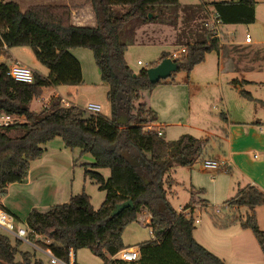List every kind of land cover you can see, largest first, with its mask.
Segmentation results:
<instances>
[{"label":"trees","instance_id":"obj_1","mask_svg":"<svg viewBox=\"0 0 264 264\" xmlns=\"http://www.w3.org/2000/svg\"><path fill=\"white\" fill-rule=\"evenodd\" d=\"M85 1L95 15L94 25L74 24L67 4L35 3L22 11L17 1L0 0V56L7 50L4 44L7 48L28 46L48 68L47 75L32 70L33 81L27 83L13 79L7 73L8 63L0 61V114L20 118L0 125V196L9 184L24 181L31 161L41 157L46 143L60 138L66 148L92 156V162L82 164L84 174L105 192V197L96 209L85 191L72 194L68 201L46 211L33 208L23 222L31 240L64 261H69L70 249L75 252L87 248L103 264H226L193 234L194 195L203 189L191 186L190 200L182 210L169 200L179 184L173 177L174 168L204 159L208 137L187 135L172 145L159 130H146L144 124L155 122L158 115L143 92L173 81L177 72L188 75L209 52L219 50V38L211 28L213 15L222 27L250 24L255 20L258 0H197L183 6L179 0ZM153 22L172 27L176 45L185 51L174 56L180 49L163 50L156 60L134 70L127 63L128 43L122 36L132 23ZM76 47L92 51L100 79L107 85L110 115L87 114L77 105H64L58 96H51L39 111L31 110L30 102L41 95L44 87L83 83L81 63L71 52ZM165 57L174 59L177 71L150 82L147 68ZM231 82L240 87L242 95L251 98L242 87L248 81ZM120 115L127 116L128 122L118 124ZM104 168L109 170L108 176L100 172ZM128 199L133 206L111 217L115 205ZM201 201L207 207V200ZM259 205H264V191L247 184L223 207L244 206L250 211L244 220L240 219V226L252 231L264 254V230L259 228L255 215ZM144 209L150 213L151 238L136 244V260L113 257L129 247L122 242L123 229ZM186 209L188 213L183 211ZM21 243L0 229V264H44L35 252L20 248Z\"/></svg>","mask_w":264,"mask_h":264},{"label":"rangeland","instance_id":"obj_2","mask_svg":"<svg viewBox=\"0 0 264 264\" xmlns=\"http://www.w3.org/2000/svg\"><path fill=\"white\" fill-rule=\"evenodd\" d=\"M14 1L19 3L20 8L23 11L31 4L45 3L48 1L60 2L63 0ZM212 1L219 0H203V2ZM70 2L81 7L83 5L82 3H85L86 1L70 0ZM179 2L183 6L192 3L193 0H179ZM84 15L85 13L81 14V18H83ZM88 19L89 17L86 15L85 19H83V21H85L84 23H90V20L88 21ZM222 29L224 32H235L236 29L237 35L243 36L246 25H224ZM223 31L221 41L224 39L223 37L226 36ZM173 34L174 30L172 27L157 22L151 24L132 23L131 26L129 25L127 31L122 36L128 43V49L125 56L129 66L134 70H138L140 67L148 65L157 57V55H159L160 51L179 50L180 46L176 45V40ZM71 52L81 63L84 80L83 83L76 85L75 87L64 84L44 87L41 95L33 98L30 102V109L33 111H39L44 103H48L51 96L60 95L58 97L61 99L63 97L80 108H84L89 102L98 103L101 106L99 112L109 116V101L106 97L107 85L100 79V73L94 62L92 51L86 47H76L71 49ZM0 57V61L4 60L8 65L18 61L41 75H47L48 73V68L35 58L32 49L28 46L9 47ZM137 60H140L142 64H138ZM191 75L192 70L188 74V78H191ZM186 76L187 73L184 71L176 73V79L179 80ZM213 87L206 86L202 83L201 94L208 95V93L211 92L210 94L212 95L213 91H218L217 87L214 89ZM69 89L72 90L70 95L68 94ZM247 90L251 91L253 95L264 98V87L247 86ZM144 93L146 94V91H144ZM231 94L229 102H233V106L237 105L236 108L240 109L242 114H249L250 116H245L248 117L247 119H252L254 114L255 117L260 115L259 117L261 118L259 119H263L264 101H254L253 99L250 100L248 98H243L242 100L245 103L238 104L234 102L235 100ZM62 102L64 105H68L65 104L63 99ZM192 102L195 101L192 99ZM201 105L203 112L202 117L201 114H199V111L194 109L195 104L192 103L190 119L183 118L182 121H187V123L192 126H195L198 123L205 130H210L211 134L208 135L204 159L214 158L221 166L215 169L203 168L204 159H201L200 157L191 166L175 167L173 177L179 182V184L176 185V193L170 195L169 200L178 210L188 203L191 196L189 192L191 186L196 189H203V192L194 195L195 203L193 204L194 207L197 208V210L195 209L194 211V218L197 219V221L194 222L195 228L200 230L201 227L207 225L212 230L216 231V235H214L216 236L215 239L221 241V244L225 245V247L222 248L228 250L227 252L224 251V254L228 255V264H264V254L252 231L250 229H243L240 226V219L244 220L247 213L250 211L244 206L239 208L223 207L224 202L233 197L238 189L247 183L253 182V184L264 191V165H262V162L264 161V152L261 150L262 148L260 145L253 144L250 148L245 149L248 150L247 152H239L241 153L240 157L234 156V162L228 161L230 145L228 143V138L217 137L222 134L223 129H227V123L221 117L222 112H226V110H224V107L219 103L218 99L205 98L203 95ZM86 113L88 114V111H86ZM220 125L222 126L221 129L219 128L221 127ZM256 125V131L251 133V137L258 139L260 135L264 136V132L259 131V124ZM190 129L191 130L183 129L181 126L178 127L172 125L169 126L167 130L162 129L165 133L163 137L174 143L182 137V135H186L187 133L188 135H193L195 137L205 135L203 132L192 128ZM237 132L239 133L237 134L238 136L236 139L233 138L232 141L235 143L233 149L238 151L242 150V148H246L243 146L247 143L248 139L245 140L241 138L245 136L241 129H238ZM67 152L66 158L70 162L72 159L76 160V163L73 165L76 167L73 171L71 167L64 169L60 173L62 180H65L67 184L72 180V193L75 194L85 191L90 196L92 206L95 209L98 208L104 200L105 192L98 189V186L85 176L84 168L82 166L83 163L92 162L93 158L88 153H81L79 149H74L73 151L67 149ZM100 172H102L104 176H108L109 174V170L106 168L101 169ZM47 180L50 181L48 178ZM49 183L50 182L46 181V178L40 179L35 183L36 187L33 189L29 187L28 191L22 187H18L19 189L17 187H12L11 194H39L37 192V187L40 188L43 187V184L47 185ZM201 196L207 200L206 208H204L205 206L201 201ZM16 198L19 199L18 197ZM50 206L51 205L48 202H42L35 207L41 211H46ZM140 214H142V212ZM139 215H137L135 221L128 223L123 229L122 242L125 246L134 245L151 238V228L148 223L144 221L146 218L141 219ZM255 215L259 228L264 230V205L255 207ZM21 218H23V215ZM214 221L221 223L222 227H218L214 224ZM223 224H226V226H223ZM21 225H23V220L21 221ZM10 237L12 239L15 238L11 234ZM21 247L22 249L35 252L36 256L41 258L44 264H53L50 263L47 254L35 249L30 244L22 242ZM74 254L77 264H103L102 259L92 254L87 248H80L76 250Z\"/></svg>","mask_w":264,"mask_h":264},{"label":"crops","instance_id":"obj_3","mask_svg":"<svg viewBox=\"0 0 264 264\" xmlns=\"http://www.w3.org/2000/svg\"><path fill=\"white\" fill-rule=\"evenodd\" d=\"M195 1L196 0H193V2ZM45 3L69 5L72 11V21L74 24H95V15L87 1L82 3L83 5L81 7L71 3L70 0H63L60 2L48 1ZM83 13H85V15L83 18H81L80 15ZM86 15L89 17L88 21L90 20V23L88 24L84 23L85 21H83ZM226 33L227 37L221 41L219 50L209 52L203 62L194 66L192 69L191 78H188L187 75L186 77H182L181 80H179L176 79L175 75L173 81L157 84L152 89L146 90V94L143 92V97L148 105L157 112L158 118L151 124L155 129L162 133V136L165 134L162 129L167 130L169 126L176 125L178 127L181 126L183 129L191 130L190 128H192L205 134L199 137H208V135L211 134L210 130H205L198 123L195 126H192L191 124L187 123V121H182V119H190L192 103L195 104L194 109L199 111L201 117L203 116L201 105L202 95L205 96V98L218 99L219 103L224 107V110H226V112H222L221 117L224 121H226L227 129H223L222 134L217 137H224L226 139L228 138V143L230 144L228 161L234 162V156L240 157L241 153L239 152H247L248 150L245 149L250 148L253 144L260 145L262 148L261 150L264 152V136L260 135L258 139L251 137V133L256 131V124H259L258 126H260L259 131L264 132V117L263 119H259L261 118L259 117L260 115L255 117L254 114L252 119H247L248 117L245 116H250L249 114H242L241 110L236 108L237 105L233 106V102H229L231 93L233 99L235 100L234 102L238 104L245 103L242 100L243 98H248L250 100L253 99L254 101H264L263 97L253 95L251 91L247 90V86L264 87V0L257 1L255 5V20L254 22L246 25L243 36L237 35L236 29L235 32L230 31ZM246 33L251 35V40L249 42L245 41ZM158 56L159 55H157V57ZM157 57L152 61L156 60ZM138 61L140 60H137V63ZM233 79L248 81V83H244L242 87L243 89L246 88L245 90L250 92L251 98L240 93V87L234 85L231 82ZM202 83L209 87L214 86L213 89L217 87L218 91H213L212 95L210 94L211 92L208 93V95L201 94ZM71 86L75 87L76 85ZM71 92L72 90L69 89L68 94L70 95ZM62 99L64 100L65 104H72L71 101H68L63 97ZM192 99L196 103L192 102ZM219 128L221 129L222 126ZM238 129H241L245 134V136L241 138L248 140L243 146L246 148H242V150L237 151L233 149V145H235V143L232 141V139H236L238 136ZM187 135L188 133L186 135H182V137L175 141L177 143H173L169 139L166 140H168L172 145H176L179 144L182 138ZM44 146L46 147V151L41 155L40 158L31 161L28 174L24 181L20 183L16 182L9 184L5 193L0 196V205L6 208L7 211L13 216L15 222L17 221V225H21V221L23 220L24 222L27 214L33 208H36L35 206L38 204L42 202H48L52 206L54 204L63 203L66 202V200H68L73 194L71 189L72 180H70L69 184H67L65 180H62L60 173L64 169H67V167H71L72 171L76 167L73 166L76 163V160L72 159L70 162L66 158V153H68L67 149L69 151H73L74 149L66 148L60 138H55L46 143ZM263 163L264 161L262 162V165H264ZM44 178H46V181L50 183L47 185L43 184V187L40 188L37 187V192L39 194H11L13 189L12 187H22L28 191L29 187L31 189L35 188V183ZM47 178L50 181H48ZM247 184H253V182ZM195 209L197 210V208ZM22 215L23 218H21ZM139 216L141 219L146 218L144 219L146 223H148L150 220V213L145 209ZM197 230L198 229L195 228L193 231L196 240L217 254L219 257L223 258L226 261V264H228V255L224 254V251L227 252L228 250L222 248L225 247V245L221 244V241L215 239L216 236L214 235H216V231L212 230L207 225L201 227L200 230ZM135 245L136 244L129 246ZM20 248H22L21 245ZM73 260L76 263L75 254L73 256Z\"/></svg>","mask_w":264,"mask_h":264},{"label":"built area","instance_id":"obj_4","mask_svg":"<svg viewBox=\"0 0 264 264\" xmlns=\"http://www.w3.org/2000/svg\"><path fill=\"white\" fill-rule=\"evenodd\" d=\"M197 1V0H196ZM199 1V0H198ZM211 28L214 32V36L219 38V43H221V36H222V24L220 19L217 18L216 15L212 16L211 19ZM251 40V35L246 33L245 34V41L249 42ZM3 47L7 49L6 45L4 44ZM185 48H181L178 52L173 53L174 56L179 55L180 53L184 52ZM140 64L141 61H138ZM13 79L21 82H32L33 81V71L27 65L19 63L18 61L13 62L9 65V69L7 72ZM85 111L90 113H96L101 110V106L98 103L89 102L84 108ZM20 119L18 116L10 115V114H0V125H7L16 120ZM144 128L146 130H151L153 125L151 123H145ZM160 133V132H159ZM204 168L207 169H215L219 168L221 165L215 159H205ZM181 207L179 210H182ZM185 213H188L189 210H183ZM218 211V210H217ZM197 221V219H195ZM0 229L4 230L5 232L11 234L15 238L20 239L24 243H28L33 246L35 249L47 254L49 256L50 263H60V264H76L73 260L74 251L72 249L69 250V261H64L60 258H57L52 254L50 249L42 248L37 244L35 241L31 240L28 235V230L25 225H17L13 216L7 212L3 207L0 206ZM151 233V232H150ZM48 242V240H46ZM113 257H117L119 259L125 261H134L138 258V250L137 246H129L122 248L119 250Z\"/></svg>","mask_w":264,"mask_h":264},{"label":"water","instance_id":"obj_5","mask_svg":"<svg viewBox=\"0 0 264 264\" xmlns=\"http://www.w3.org/2000/svg\"><path fill=\"white\" fill-rule=\"evenodd\" d=\"M178 69L177 63L171 57H165L156 65L147 68V74L150 82L155 83L160 79H165L170 77L173 72H176ZM116 122L118 124H125L128 122V117L125 115H120ZM133 201L128 199L126 201L117 203L114 209L111 211L110 216L113 217L114 215L121 212L126 207H132Z\"/></svg>","mask_w":264,"mask_h":264}]
</instances>
